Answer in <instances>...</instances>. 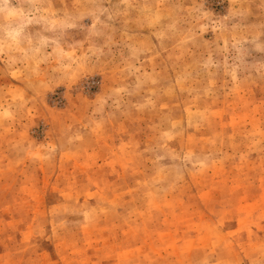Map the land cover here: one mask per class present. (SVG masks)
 Wrapping results in <instances>:
<instances>
[{
    "label": "rangeland",
    "instance_id": "obj_1",
    "mask_svg": "<svg viewBox=\"0 0 264 264\" xmlns=\"http://www.w3.org/2000/svg\"><path fill=\"white\" fill-rule=\"evenodd\" d=\"M0 264H264V0H0Z\"/></svg>",
    "mask_w": 264,
    "mask_h": 264
}]
</instances>
